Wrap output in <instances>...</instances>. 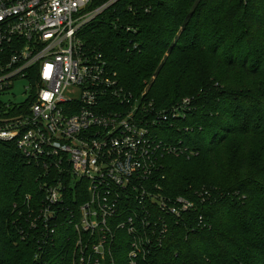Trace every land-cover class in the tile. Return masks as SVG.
<instances>
[{"label":"trees","instance_id":"1","mask_svg":"<svg viewBox=\"0 0 264 264\" xmlns=\"http://www.w3.org/2000/svg\"><path fill=\"white\" fill-rule=\"evenodd\" d=\"M80 34L124 92L154 110L188 99L154 130L176 153L158 157L153 180L196 209L183 222L171 217L161 246L138 264H264V0H117ZM230 141L238 145L221 179L215 151ZM43 170L14 141H0V264H70L71 228L59 222L44 238L31 225ZM126 250L115 252V264H126Z\"/></svg>","mask_w":264,"mask_h":264},{"label":"built area","instance_id":"2","mask_svg":"<svg viewBox=\"0 0 264 264\" xmlns=\"http://www.w3.org/2000/svg\"><path fill=\"white\" fill-rule=\"evenodd\" d=\"M116 1L91 8V0H0V141H14L43 167L48 181L37 212L29 210L31 225L44 238L59 222L69 226L70 264H115L124 247L126 264H138L161 246L171 217L183 222L196 209L153 180L158 157L175 152L154 130L188 99L154 110L124 92L102 53L81 38ZM19 82L24 100L6 101Z\"/></svg>","mask_w":264,"mask_h":264},{"label":"rangeland","instance_id":"3","mask_svg":"<svg viewBox=\"0 0 264 264\" xmlns=\"http://www.w3.org/2000/svg\"><path fill=\"white\" fill-rule=\"evenodd\" d=\"M200 61L198 60V58L195 57L193 65L198 67L199 66ZM22 85H24L22 82H19L15 85V87L13 88V92L15 93V96H6L5 100L8 101L9 99H11L13 102H21L24 100V95L22 93L23 87ZM260 142L262 143V139L260 140ZM238 145V141L235 142L233 144L232 141L227 142V147L228 150L226 152H220V150H216L215 151V155H216V166L219 168V172H220V178L221 179H226L227 178V174L226 171L228 170V168L226 167V164H233V158L235 155V151H234V147L235 149L237 148ZM252 157V154H250ZM249 155V156H250ZM202 157L197 158H193V160H191L192 162H199V161H203L205 159H200ZM208 164V161H205V165Z\"/></svg>","mask_w":264,"mask_h":264}]
</instances>
